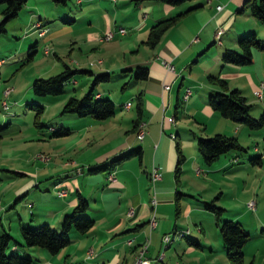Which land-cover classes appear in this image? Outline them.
<instances>
[{
	"label": "crops",
	"instance_id": "0c3cea01",
	"mask_svg": "<svg viewBox=\"0 0 264 264\" xmlns=\"http://www.w3.org/2000/svg\"><path fill=\"white\" fill-rule=\"evenodd\" d=\"M31 1L32 3L28 7H25V2L22 6L34 17L30 27L31 30L34 29L33 35L34 32H37L33 24L39 21V23L44 24L41 29L43 33L36 35L44 37L49 31L46 22L50 21L49 16L51 14L46 10H40L36 4L40 0ZM48 1L51 0H42L49 5ZM126 1L71 0L70 5L57 8V12L61 13H53L52 17L57 14L58 18L68 20L63 22L69 25L87 23V25L83 24L82 27L88 40L81 41V43L94 49L96 45L105 43L103 32L106 30L112 31L111 39L107 40L109 43L115 44L114 37L116 35L131 40L133 37H141L143 40L147 34L146 31L141 36L137 32L132 38L129 31L135 28L139 30V27L148 28L159 18L173 15L193 6L161 34L153 48L143 46L146 51L140 60L125 59L121 62L110 59L109 64L97 60L96 64L100 65L96 68L97 72L94 73L89 70L93 76L98 73H114L120 69L115 76H127L129 78L130 88H133L135 92L129 95L122 92L118 96L117 102L113 100L112 102L117 107L115 112L121 111L123 109L122 103L131 101L136 93H141L142 105L141 117L136 127L132 128V120L135 118V114L134 117L133 115L129 116L130 122L127 121L130 123V128H127L129 131H125L131 133V136L125 135L124 140L122 139V143L117 148H112L104 155L90 160L86 164L87 167L100 164L128 149L140 147L141 155L138 161H141L139 166L145 168L144 177L137 168L129 169L133 171L136 179L135 187H132V191L129 190V183L127 182L128 165L123 162L110 170L114 174V181L107 179L109 170L87 173L83 168H80L78 173L66 172L62 176L55 175V178L51 179L50 185L55 190L53 199L59 198L58 201H55L56 205L52 209L49 208L45 212L38 213L36 218H33L31 214L29 219L23 221L21 219L24 218L19 215L16 216L17 227L19 224L34 226L46 222L54 229H58L61 216L72 210L76 201V193L81 194L87 200L86 214L93 219V225L83 234L71 230L69 243L54 254H50L41 248L35 249L38 247L25 248L19 245L9 247V250L31 256L33 259L31 264H129L132 262L133 256L136 255L140 244H147V264H179L181 257L189 254L194 247L184 237L174 239V234H172V240L165 247H162V235L169 231L177 233L178 231L175 229L189 231L188 237L198 241L196 247L211 251L212 246L206 239L203 227L196 226L194 229L188 225V221L195 223L196 216L194 217L192 213L199 212L200 214L203 210L200 206L201 199H194L193 203L189 200L185 201L184 212L182 210L183 205H180V197L185 194L177 189V182H173L171 177V168L173 164H176L177 154L176 151L173 152L170 140L164 135V126L172 128L169 131L174 135V145L181 143L182 146L187 144L191 147L198 136L207 137L215 133L236 138L235 133L239 131L247 138L260 137L262 139L261 146L260 142L255 139L246 149L222 154L210 165H203L196 147L190 153L191 159H182L180 162L182 163L181 169L186 163L189 164L190 169L194 168V176L199 177L200 174L205 173V175L217 176L216 178H223L225 182H229L228 188L233 191L221 192V196L229 199L230 206L220 203L217 205L223 209L222 217L224 219L239 222L248 232L244 217L253 209L245 203L251 198L258 199L259 189L264 190V170L261 167L264 162V124L261 128L254 130L239 124L240 126L230 132V125L206 102L208 92L218 90L215 84L206 80L208 75L221 77L228 81L227 85L231 83V77L240 75L228 89L236 88L239 90L246 102L251 105L249 113L252 117L256 118L264 113V87L259 99L252 93L257 84L262 80L264 81V54L252 50L251 62L247 65L222 64L220 61V54L224 48L237 49L236 40L240 34L253 30L257 36H263L264 23L256 20L246 10H238L243 0H187L177 5L165 4L155 0H142L132 6ZM217 4L220 5L219 8L215 7ZM95 10L98 20H96L95 25H92L89 13ZM143 12V21L138 24V16ZM219 25H222L224 29L223 39L221 37L220 47L210 49L214 40V31ZM118 26H121L124 31H117ZM27 37L25 36V38ZM33 43H36L35 39L31 44ZM122 56L124 59L125 56L123 54ZM162 60L172 64V71H167L162 66ZM138 65H144L148 68L147 77L133 80L130 69ZM123 70L125 71L122 72ZM72 83L75 84L74 79ZM167 83L169 88L163 90L162 85ZM124 88L125 86L120 90L123 91ZM184 88H189L190 91L186 99L182 98ZM96 92L104 94L99 90ZM246 95L249 96V99ZM107 97L109 98V96ZM170 109V117H173V122L168 125L163 122L162 118ZM130 110L131 106L126 111L129 112ZM181 119L191 124H176ZM140 123H145V132L142 139L139 140L136 134H138ZM149 152H151V157L148 156L146 160H143V157ZM180 152L182 155L181 149ZM153 167L161 170V173L160 179L155 181L153 190L150 191L152 181L149 180V172ZM74 174L83 176L82 182L87 188L78 184ZM22 175L25 176L23 173ZM8 176L14 177L13 175ZM147 181L150 182V186H147ZM33 183V180L21 181L14 187L11 195L17 198L22 197L30 191ZM34 185L36 186V184ZM145 188L149 189V192H146ZM118 189L125 191L126 194L122 198L117 195L116 204L110 202V197L107 195L103 196V193ZM59 190H63L64 193L57 194ZM152 192H154L156 199L153 207ZM177 192H179L178 195ZM189 195L190 197L193 196L192 194ZM255 200H253L254 205ZM7 202L9 203V200ZM91 203L96 204L91 205ZM109 204L111 205L108 209ZM6 207L4 205V208ZM152 213L155 215L156 226L149 229L148 220ZM177 213L178 215H176ZM186 224L187 226L184 228L183 226ZM257 227L260 228L258 236H261V230L264 233V221L258 219ZM255 229L257 228L255 227ZM197 232L202 236H199ZM220 248L223 251L222 245ZM162 249L169 255L164 254L162 258L158 259ZM31 250L40 252L41 256L31 254ZM179 251L184 254L178 255Z\"/></svg>",
	"mask_w": 264,
	"mask_h": 264
},
{
	"label": "rangeland",
	"instance_id": "374dc122",
	"mask_svg": "<svg viewBox=\"0 0 264 264\" xmlns=\"http://www.w3.org/2000/svg\"><path fill=\"white\" fill-rule=\"evenodd\" d=\"M141 1L127 0L126 2L132 6ZM48 2L49 5L47 2H42V0L36 3L41 11L46 10L51 14L49 16L50 21L46 22L49 31L44 37L36 35L42 33L41 29L43 27H41L39 21L33 24L36 28L35 30H37L36 33L34 32V35V29L31 30L30 28L34 17L25 10V7H28L32 3L31 0H26L25 7L22 6L16 16L7 20L4 24V30L0 31V120H2L0 125L9 122L7 129L3 131L0 137V230L1 228L5 229L18 242H21V238L18 232V220H16V216H21V218H24L21 220L25 221V219H29L31 214L33 218H36L38 213L45 212L49 208L52 209L56 205L55 201H58L59 198L55 197L53 199L55 190L50 185L51 179L55 178V175L62 176L66 172L78 173L80 168L86 171L88 168L86 164L90 160L104 155L112 148H117L122 143V139L124 140L125 135L128 134L131 136V133L126 132L129 131L127 128H130L129 122L131 119L129 116L133 115L134 117V114L136 115L135 101L132 98L130 101L131 110L129 112L126 111L127 109H122L121 111L115 112L112 117L110 116L103 120H96L91 117H82L84 120H81L82 118H77L73 115L60 116L59 112L66 99L70 96L76 98L81 97L88 90L94 75L90 76L87 73L74 75L75 84L72 81L67 83L64 91L56 96H34L30 89L32 80L39 77L45 78L58 73L63 68L62 64H66L72 69H87L95 73L97 72L96 68L100 66L96 64L98 62L97 60L104 61L105 64H109L110 59L121 62L125 59L140 60L146 51L143 49L145 44L142 41L146 38L147 34H145L143 40L141 37H133L137 32H139L140 36L143 32H148V28L146 27H139V30L135 28L129 31L131 38L133 37V41L130 38L124 39L123 36L116 35L114 37L115 44L107 41L111 38L103 39L105 43L98 44L92 49L87 44L81 43V41L88 40L82 27L83 24L87 25V23H81L82 25L79 23L69 25L63 22L61 18H58L56 16L57 14L52 17L53 13H61L57 12V8L70 5L71 0H68L64 5L56 4L52 1ZM89 15L91 16L92 25H95L96 20H98L96 10L91 11ZM143 16L144 12L140 13L138 16V24L143 21ZM220 26L223 27L219 25L217 28ZM25 36L28 37L25 38ZM34 36L35 38H33ZM221 37L223 39V35ZM34 39L36 43L33 47V53L29 59H26L27 50ZM218 47L220 46L213 43L210 49ZM252 50L264 54L263 51L257 49ZM122 54L125 56L124 59ZM119 71L120 69H117L114 73H109V78L106 81H98L94 85V90L103 92L110 99L112 98V101L115 100L114 102H117L116 100L122 92H125L127 95L135 92L133 88H130L131 83L127 76H115ZM239 76L231 77L232 81L229 85H227L228 81L223 79L226 87L229 88V86H232L233 81L235 83V80ZM218 78L222 79L221 77ZM206 80L209 82L207 77ZM123 84H125V88L122 91L120 89ZM263 87L264 81L262 80L257 84L256 89L252 90V93L254 94L257 91L261 97ZM247 97L249 99V96ZM32 100H38L37 102L43 106V110L38 118L34 117L33 110L25 106L26 103H30ZM251 100L253 99L251 98ZM170 111L171 109L162 118L163 122L168 125L173 122V117H170ZM224 119L230 125V132H233L234 128L241 125L227 118ZM35 120L39 122V126L34 124ZM128 120L129 122H127ZM176 124L191 123H187L184 119H181ZM48 125L68 127L70 132L65 136L50 137ZM231 125L233 126L232 128ZM167 127L164 126V135L170 140L173 152L175 153L174 135L169 131L172 128ZM143 129H145V123H143ZM235 135L238 144L245 149L255 139L260 142V146L263 143L260 137L247 138L243 133L240 134V131L235 133ZM195 144L196 141L191 147L187 144L182 146L181 143L178 145L179 150H182L184 160L187 158L188 160L191 159L189 156L193 152ZM150 154L151 152L144 156L143 160H146L148 156L151 157ZM122 162L128 165L129 175L127 182L129 183V190L132 191V187L134 188L136 185V179L133 171L129 169L134 170L137 168L139 173L144 177L145 168L139 166V162L141 161H138L136 157L124 159ZM181 165L182 163L178 165L176 173L174 170L175 165H172L171 177L173 182H177V189L185 194L179 200L180 205H183V212L185 210V201L189 200L193 203V200L198 198L201 201L213 200L216 205L220 203L230 206L229 199L221 196V192L233 191L228 188V181L225 182L223 178L205 175V173L200 174L199 177L194 176V168L190 169L189 164L186 163L181 169ZM203 165L205 164L203 163ZM261 167L264 170V162ZM158 171L161 173V170L158 169ZM14 172L20 175L14 174ZM22 173L25 176H21ZM8 175H13L14 177H9ZM74 175L78 180V184L84 185L82 182L83 176ZM23 180L34 181L31 185L32 187L30 186V191L22 197H13L11 193H13L14 187ZM147 186H150L149 181H147ZM85 187L87 188V186ZM149 189L151 191L152 187ZM149 189L145 188V191L149 192ZM111 192L103 193V196L107 195L110 197V202H114L115 204L117 203V195L122 198L126 194L125 191L120 189ZM189 194L193 196L190 197ZM257 194L259 196L258 199L251 198L245 203L248 206V203L251 202L252 207H248L253 210L245 214L244 217L249 239L242 250L243 264H264V233L261 230V236H258L260 234V228L257 227L258 219L264 221V190L259 189V193ZM8 200L9 203L7 202ZM253 200H255V205L253 204ZM92 204L95 205L96 203ZM111 204H109L108 209ZM4 205L7 207L4 208ZM104 209L107 210L106 208ZM192 215L194 217L196 216V219H194L195 223L188 221L189 227L195 229L196 226H202L206 239L211 244L212 249L211 251L204 248L201 250L199 247L193 246V250L184 256H182L184 253L182 254L179 251L178 255L182 256L179 264H230L220 248L218 228L215 225L213 216L203 210H201L200 214L199 212H193ZM9 225L11 226L10 228L8 227ZM186 226L187 224L183 227L185 228ZM171 233L172 231L167 232L169 235H172ZM199 236L202 235L199 233ZM180 238L174 237V239ZM161 251L160 254L162 256L164 254L169 255L165 250L162 249ZM31 254L41 256L40 252H34V250H31Z\"/></svg>",
	"mask_w": 264,
	"mask_h": 264
},
{
	"label": "trees",
	"instance_id": "16d2710c",
	"mask_svg": "<svg viewBox=\"0 0 264 264\" xmlns=\"http://www.w3.org/2000/svg\"><path fill=\"white\" fill-rule=\"evenodd\" d=\"M56 4L64 5L68 0H51ZM170 5H177L187 0H155ZM25 0H0V31L4 30V24L7 20L16 16L19 9L22 7ZM193 6L179 11L173 15L162 17L155 20L149 27L146 38L143 43L149 48H153L159 40L161 34L175 22H177L182 15H184ZM239 11L246 10L252 17L261 23H264V0H243L238 8ZM68 21V20H63ZM44 24H41V27ZM121 27V26H118ZM224 30V29H223ZM43 33V32H42ZM223 33V32H222ZM220 34V43L221 35ZM213 43H216L214 38ZM217 44V45H220ZM35 43L29 45L26 59H29L33 53ZM237 49L224 48L220 54V61L222 64L231 63L235 65H247L251 62L252 49H257L264 52V36L259 37L253 30L246 31L240 34L236 40ZM62 69L58 73L42 78H34L31 82L30 89L34 96H56L64 91L67 83L74 79V75L78 73L91 72L86 69H72L66 64H62ZM129 70V69H127ZM123 70L122 72H124ZM131 71V78L133 80L145 79L147 77L148 68L144 65L135 66ZM109 78L108 73H98L93 76L92 82L88 90L79 98L70 96L66 99L59 112L60 116L73 115L77 118L91 117L96 120H103L112 116L117 108L112 100L104 94H98L94 90V85L98 81H106ZM209 82L217 85L218 90H211L208 92L206 102L207 105L214 111L218 112L222 117L227 118L237 124L246 126L249 129H259L264 124V113L254 118L250 115V108L245 98L241 95L238 89L226 87L225 81L219 79L216 75H208ZM125 86L122 85L121 89ZM135 101L136 116L132 120V128H135L141 117L142 97L141 93H137L133 97ZM38 101V100H37ZM32 100L26 103V107L34 111V117H39L43 110V106ZM127 102V101H125ZM121 107L123 108L124 103ZM130 102V101H129ZM5 106V105H4ZM6 107V106H5ZM124 109V108H123ZM9 122L0 125V136L2 132L8 127ZM36 126H39L37 120L34 121ZM139 126V125H138ZM50 137H58L67 135L70 130L68 127L61 125H48ZM196 151L202 162L205 165H210L220 155L230 151L244 150L236 138L220 133H215L211 136L196 138ZM175 151L177 154L175 173L178 170V165L183 157L179 150L178 144H175ZM140 147L128 149L119 153L118 155L97 165L89 166L87 173H94L103 170H112L119 165L124 159L136 157L140 160ZM108 172V173H109ZM14 174H19L14 172ZM179 192H177V195ZM176 195V197H177ZM76 201L69 213L61 216L58 229H54L48 223L42 222L37 225L19 224L18 232L20 234L21 242L16 241L8 231L0 230V264H31L33 259L26 253H20L15 250H9L10 246H24V247H38L46 250L50 254H54L61 248L66 246L70 239L69 233L75 230L79 234L85 233L92 225L93 219L86 214L87 200L79 193H76ZM200 206L203 210L211 213L213 216L218 234L221 240V245L226 258L230 264H243L242 249L249 239L248 232L243 226L230 219L222 217L223 209L217 206L213 200L200 201ZM181 232V237H184L191 245L198 246V242L188 237L187 230L175 229Z\"/></svg>",
	"mask_w": 264,
	"mask_h": 264
},
{
	"label": "built area",
	"instance_id": "2783aa9c",
	"mask_svg": "<svg viewBox=\"0 0 264 264\" xmlns=\"http://www.w3.org/2000/svg\"><path fill=\"white\" fill-rule=\"evenodd\" d=\"M215 7L216 8H219L220 5L217 4ZM222 28L223 27L220 26L219 28H216V30L214 31V38H215L217 44L220 43L219 37H220V34L222 33ZM117 31L123 32L124 29L122 27H118L117 28ZM111 36H112V31L111 30H108V31H106L103 34V39H110ZM161 64H162V66L167 71H172V69H173L172 68V64L169 61L162 60ZM162 88H163V90H167L169 88V86L167 84H163L162 85ZM189 92H190L189 91V88H184L183 94H182V98L183 99H186V97L189 94ZM254 95L256 97L260 98V93L259 92H257V91L254 92ZM129 106H130V102L127 101V102L124 103L123 108L124 109H128ZM143 135H144V129H143V124H142L141 125V129H140V132H139V134H136V137L140 140V139H142ZM107 179L109 181H114L115 180V177H114V174H113L112 171H110L107 174ZM159 179H160V172L158 171L157 168H154L153 167L150 170V172H149V180H152V190H153V185H154L155 181H157ZM63 193H64L63 190H59L58 191V194H63ZM152 193H153L152 194V207H153L155 205V203H156V199L154 197V192H152ZM248 206L249 207H252V203L251 202L248 203ZM129 212H131V211L129 210ZM155 224H156L155 215H154V213H152L150 215L149 220H148V227H149V229L154 228L155 227ZM171 234H174V237H181V235H182L181 232H179V231H178V233H171ZM166 236H167V233L166 234H163L162 237H161L162 247H165L166 246L165 245V238H166ZM146 250H147V244H140L138 246V255L137 256H133V259H132L131 264H147ZM161 256H162V254H159L158 259H160Z\"/></svg>",
	"mask_w": 264,
	"mask_h": 264
},
{
	"label": "bare ground",
	"instance_id": "6f19581e",
	"mask_svg": "<svg viewBox=\"0 0 264 264\" xmlns=\"http://www.w3.org/2000/svg\"><path fill=\"white\" fill-rule=\"evenodd\" d=\"M222 32H223V28H222ZM143 123H140L139 124V131H138V134H139V132H140V129H141V125H142ZM152 181V180H151ZM178 233V232H177ZM172 240V235H169V234H167V236H166V238H165V245L166 244H168L170 241ZM138 255V251H137V253H136V255L135 256H137ZM129 264H131V263H129Z\"/></svg>",
	"mask_w": 264,
	"mask_h": 264
}]
</instances>
